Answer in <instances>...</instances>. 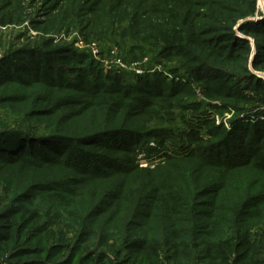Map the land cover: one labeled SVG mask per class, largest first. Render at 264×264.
Masks as SVG:
<instances>
[{"label":"trees","instance_id":"1","mask_svg":"<svg viewBox=\"0 0 264 264\" xmlns=\"http://www.w3.org/2000/svg\"><path fill=\"white\" fill-rule=\"evenodd\" d=\"M206 7L203 0L111 1L108 23L140 45L139 50L129 49L123 60L133 65L154 53L150 70L163 60L183 63L180 69L167 68L174 77L171 81L146 71V66L106 71L90 50L66 44L54 47L51 42L45 52L26 50L13 65L0 64V88L11 80L0 92V114L6 112L0 117V264H44L29 257L36 252L23 245L38 238L42 217L50 221L38 204L41 196L58 202L64 199L58 195L61 190L67 200L94 178L108 175L103 169L121 172L119 164L128 165L124 170L150 169L140 167V154L148 158L164 151L167 161L205 156L223 167L264 170V82L249 76L248 41L236 32L235 19H215L216 25L207 26L202 13ZM238 28L245 36L261 38L254 51L257 66L264 68V20H244ZM105 54L110 57L111 48ZM14 73L27 78H16ZM254 86L255 97L248 94ZM199 90L204 100L198 97ZM223 98L233 99L224 110L230 106L239 115L247 111L252 116L233 120L231 130L218 127L210 113L221 110L214 103ZM159 106L181 110L189 129V144L175 156L167 144L174 129L152 131L120 119L123 113L154 118ZM93 109L108 112L114 129L92 131L72 125ZM216 183L213 191L218 194ZM158 194L153 187L146 196L148 208ZM172 210L178 212L177 207ZM212 244L208 247L213 250Z\"/></svg>","mask_w":264,"mask_h":264},{"label":"rangeland","instance_id":"2","mask_svg":"<svg viewBox=\"0 0 264 264\" xmlns=\"http://www.w3.org/2000/svg\"><path fill=\"white\" fill-rule=\"evenodd\" d=\"M111 1L0 0L1 66L8 61L13 65L14 59L26 50L47 51L45 45L49 42L54 47L66 44L79 51H91L94 45L97 59L104 63L106 71H131L146 66V71L173 80L167 68L180 69L184 64L179 61L171 63L158 58L163 64L153 63L150 70L148 64L154 53L148 58L140 55L141 60L133 65L123 60L129 49L139 50L140 45L108 23ZM203 1H207L202 10L207 26L216 25L215 19H235L236 32L248 41L249 76L264 82V68L257 66L254 51L261 38L245 36L238 28L244 20H264V0ZM108 48L110 57L105 54ZM135 55L139 52L132 57ZM13 76L26 77L17 73ZM3 87L0 92L5 90ZM248 94L257 96L255 86ZM198 97L205 99L200 90ZM228 103H233V99L214 103L221 107L210 113L218 127L231 130L233 120L241 116L244 121L246 116H252L247 111L239 115L230 106L224 110ZM255 103L259 105L258 101ZM180 111L159 106L154 118L145 114L128 117L123 113L120 119L139 122L152 131L174 129L169 132L167 144L175 156L183 145L189 144L190 137ZM5 113L1 112L0 117ZM111 123L108 112L93 109L72 125L96 131L114 129ZM201 135L209 141L207 134ZM148 141L151 147L157 145L154 139ZM138 158L140 167L150 169L124 170L128 165L119 164L121 172L116 168L103 169L108 175L94 178L67 200L61 190L58 195L64 199L58 202L41 196L38 204L50 221L42 217L45 224L40 222L38 238L23 244L36 252L29 257L44 264H264V170L249 165L223 167L195 155L167 161L164 151L148 158L140 154ZM217 181L221 191L215 194ZM153 187L159 194L148 208L146 196ZM210 232H215V236H210ZM210 243L213 250L208 247Z\"/></svg>","mask_w":264,"mask_h":264},{"label":"built area","instance_id":"3","mask_svg":"<svg viewBox=\"0 0 264 264\" xmlns=\"http://www.w3.org/2000/svg\"><path fill=\"white\" fill-rule=\"evenodd\" d=\"M91 52L93 53V55L95 56V57H97L98 56V50H97V48L93 45V47H92V49H91ZM138 73H142V71H138Z\"/></svg>","mask_w":264,"mask_h":264}]
</instances>
